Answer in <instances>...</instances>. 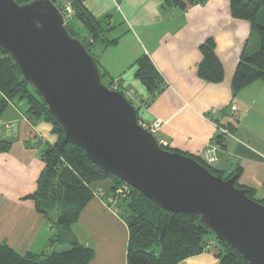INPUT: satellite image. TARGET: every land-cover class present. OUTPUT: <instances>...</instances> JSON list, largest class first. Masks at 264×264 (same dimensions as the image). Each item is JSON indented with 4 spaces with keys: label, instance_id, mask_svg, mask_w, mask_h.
<instances>
[{
    "label": "crops",
    "instance_id": "crops-1",
    "mask_svg": "<svg viewBox=\"0 0 264 264\" xmlns=\"http://www.w3.org/2000/svg\"><path fill=\"white\" fill-rule=\"evenodd\" d=\"M167 1L83 0L109 30L107 38L118 40L114 46L96 44L93 48L102 79L119 80L135 92L138 118L146 123L161 121L154 137L171 151L206 162L208 146L219 145L220 129L230 131L233 137L224 136L219 159L210 166L225 178L237 177L238 184L253 189L255 201L262 202L264 131L256 135L251 123L264 122V83L256 82L237 95L233 91L244 51L258 49L257 42L250 48L251 25L233 17L231 0H207L186 11L166 6ZM209 40L215 43L224 71L220 83H208L199 76L204 62L201 47ZM144 55L164 79L152 100L135 78L136 63ZM5 99L0 91V103ZM233 107L238 109L236 117L231 115ZM27 110V103L16 99L0 118V142L11 144L10 151L0 153V246L8 245L20 256L50 255L69 249L61 248L66 246L57 237L61 233L28 197L37 192L46 167L42 150L59 138L50 123L31 120ZM112 187L109 180L92 185L93 199L71 226L76 240L94 251L90 264H128L129 228L110 199ZM217 254L211 250L182 264H219Z\"/></svg>",
    "mask_w": 264,
    "mask_h": 264
},
{
    "label": "water",
    "instance_id": "water-1",
    "mask_svg": "<svg viewBox=\"0 0 264 264\" xmlns=\"http://www.w3.org/2000/svg\"><path fill=\"white\" fill-rule=\"evenodd\" d=\"M0 47L100 169L165 211L200 216L250 264H264V205L195 159L163 149L137 110L102 81L98 64L64 25L56 0H0ZM18 125H14V132Z\"/></svg>",
    "mask_w": 264,
    "mask_h": 264
},
{
    "label": "trees",
    "instance_id": "trees-1",
    "mask_svg": "<svg viewBox=\"0 0 264 264\" xmlns=\"http://www.w3.org/2000/svg\"><path fill=\"white\" fill-rule=\"evenodd\" d=\"M14 1L19 5H26L33 0ZM70 1L75 17L66 25V29L73 39L83 43L90 55L93 56L96 44L105 47L117 45L118 40L107 38L109 30L103 21L86 9L83 0ZM206 1L168 0L166 6L186 11ZM231 9L234 18L250 23L252 37L258 40L257 51L251 53L246 49L238 63L233 79V91L237 95L256 82L264 83V0H231ZM201 51L204 62L200 67V78L208 83L222 82L224 71L216 56L214 41L206 42ZM95 61L98 63L96 59ZM136 68L135 78L146 87L152 100L160 92L164 79L147 55L137 61ZM0 91L6 98L0 103V118L10 101L23 100L28 105V117L34 121L50 123L54 134L59 138L54 146L46 145L42 150L41 159L46 167L38 181L37 192L28 199L33 200L38 212L59 230L61 235H57L58 239L70 246L67 251L50 255L28 253L20 256L10 246L1 245L0 264H90L95 253L76 240L71 226L79 220L83 209L94 197L90 187L108 180L113 183L110 199L114 204L116 202V207L120 209L129 228L128 264H182L190 258L207 253L212 239L222 248L217 254L219 264H250L237 250L217 239L200 216L165 211L133 189L125 197L118 195L117 191L125 183L91 162L83 149L66 141L65 131L50 113L48 105L33 85L25 80L12 55L1 47ZM223 138L224 135L218 137L219 145H222ZM162 148L171 151L163 146ZM10 149V143L0 142V153ZM188 157L208 168L215 176L225 180L235 177L225 178L222 172L213 169L204 160ZM236 187L247 190L248 197L255 200V191L240 186L238 179ZM260 203L264 205V201Z\"/></svg>",
    "mask_w": 264,
    "mask_h": 264
},
{
    "label": "built area",
    "instance_id": "built-area-1",
    "mask_svg": "<svg viewBox=\"0 0 264 264\" xmlns=\"http://www.w3.org/2000/svg\"><path fill=\"white\" fill-rule=\"evenodd\" d=\"M56 6L59 8L60 12L63 15L64 25L66 26L73 20V6L70 0H56ZM88 38V37H86ZM105 86L113 92L121 93L125 99L134 107L135 103V92L131 89L125 88L121 85L119 80H115L110 84H105ZM137 104V103H136ZM238 109L236 107L231 108V115L232 117L237 116ZM246 115V114H245ZM138 124L145 130H148L150 133L155 135L157 131L161 128L162 122L161 121H154L152 123H146L145 121L138 119ZM6 129L11 130L12 126L7 124ZM221 135L225 137H233V134L228 131L227 129H220ZM221 147L219 145L211 144L208 146L205 152V160L207 164H214L219 159V152ZM133 188L127 184H124L118 191L117 194L120 196L125 197L128 195ZM134 190V189H133Z\"/></svg>",
    "mask_w": 264,
    "mask_h": 264
},
{
    "label": "rangeland",
    "instance_id": "rangeland-1",
    "mask_svg": "<svg viewBox=\"0 0 264 264\" xmlns=\"http://www.w3.org/2000/svg\"><path fill=\"white\" fill-rule=\"evenodd\" d=\"M34 1V0H33ZM72 16H73V18L75 17V11L73 10V14H72ZM258 43V40H257V38L256 37H253L252 38V41H250V48L252 49L254 46H255V43ZM92 54H93V52H92ZM102 81H103V84H110V83H112L113 81H115V80H113V81H110L109 83L106 81V79H102ZM21 102V101H20ZM21 103H23V105H24V107H25V103L24 102H21ZM134 105L136 106V105H138V104H136V100H135V103H134ZM139 119V118H138ZM251 125H252V127L254 128H256L255 129V134L256 135H259V134H261V132H263L264 131V122L263 121H255V122H253V123H251ZM109 203H111V201L109 202ZM209 246H210V248L208 249V252H210L211 250H214V252H216V253H218L219 251H221V246L214 240V239H212L211 241H209ZM61 248H63V250H65V249H70V246L69 245H66L65 247H61ZM207 252V253H208Z\"/></svg>",
    "mask_w": 264,
    "mask_h": 264
}]
</instances>
